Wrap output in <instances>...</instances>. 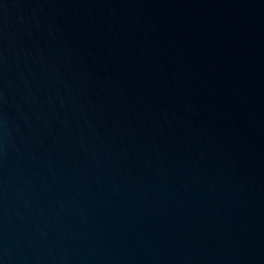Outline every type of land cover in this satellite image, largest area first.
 Listing matches in <instances>:
<instances>
[{
    "label": "water",
    "instance_id": "1",
    "mask_svg": "<svg viewBox=\"0 0 264 264\" xmlns=\"http://www.w3.org/2000/svg\"><path fill=\"white\" fill-rule=\"evenodd\" d=\"M0 264H264V0H0Z\"/></svg>",
    "mask_w": 264,
    "mask_h": 264
}]
</instances>
